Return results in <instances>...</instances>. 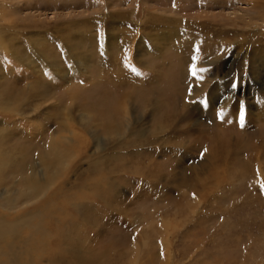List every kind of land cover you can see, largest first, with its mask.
I'll list each match as a JSON object with an SVG mask.
<instances>
[{
  "label": "rangeland",
  "instance_id": "1",
  "mask_svg": "<svg viewBox=\"0 0 264 264\" xmlns=\"http://www.w3.org/2000/svg\"><path fill=\"white\" fill-rule=\"evenodd\" d=\"M0 99V264H264V0H0Z\"/></svg>",
  "mask_w": 264,
  "mask_h": 264
},
{
  "label": "bare ground",
  "instance_id": "2",
  "mask_svg": "<svg viewBox=\"0 0 264 264\" xmlns=\"http://www.w3.org/2000/svg\"><path fill=\"white\" fill-rule=\"evenodd\" d=\"M3 102V100L2 99H0V109H4L5 111H12V108H10V107H8V108H4V106H5V104L4 103H2ZM2 111V110H1ZM0 113H4V112H0ZM12 116V115H11ZM14 116H15V114H14ZM51 144V146L53 145V143H50ZM1 165H3L2 163H0Z\"/></svg>",
  "mask_w": 264,
  "mask_h": 264
},
{
  "label": "snow or ice",
  "instance_id": "3",
  "mask_svg": "<svg viewBox=\"0 0 264 264\" xmlns=\"http://www.w3.org/2000/svg\"><path fill=\"white\" fill-rule=\"evenodd\" d=\"M194 76L196 75V72H195V70H193V73H192Z\"/></svg>",
  "mask_w": 264,
  "mask_h": 264
}]
</instances>
